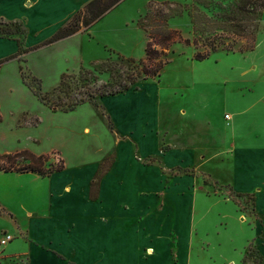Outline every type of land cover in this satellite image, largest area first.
Returning <instances> with one entry per match:
<instances>
[{
  "label": "rangeland",
  "instance_id": "374dc122",
  "mask_svg": "<svg viewBox=\"0 0 264 264\" xmlns=\"http://www.w3.org/2000/svg\"><path fill=\"white\" fill-rule=\"evenodd\" d=\"M46 1L23 0L22 17L0 18V37L21 44L0 70V155L28 149L65 169L0 170V213L15 225L0 264H264V191L234 154L264 149V10L254 50L220 48L198 61L192 45L175 44L161 74L137 90L64 111L40 97L63 73L72 74L66 102L81 72L99 88L110 81L106 62L145 56L151 2L156 11L177 3L168 25L193 39L192 15L203 38L221 34L248 0H121L57 42L49 40L91 0ZM54 10L61 18L30 35L26 21Z\"/></svg>",
  "mask_w": 264,
  "mask_h": 264
},
{
  "label": "trees",
  "instance_id": "16d2710c",
  "mask_svg": "<svg viewBox=\"0 0 264 264\" xmlns=\"http://www.w3.org/2000/svg\"><path fill=\"white\" fill-rule=\"evenodd\" d=\"M120 1L91 0L84 9L79 10L67 25L61 27L49 41L57 42L78 33L84 27L88 29ZM160 4L162 7L156 11L155 5L157 3L151 2L149 12L145 14L141 21V25L149 33L145 56L142 59L137 60L134 57L119 55L117 61L106 62L103 66L110 73V81L99 88L93 86L92 83L97 76H93V73L88 70L81 72L79 78L81 83L76 84L77 95L72 96L66 102H62L61 98L67 95L69 89L72 88V83H69L72 74L63 73L59 85L54 88L52 93L41 95V99L45 103L50 102L54 110L57 109V105H61L64 111H70L82 103L94 101L97 97L114 96L130 89L137 90L140 80H147L161 74L165 65L170 62V54L174 52L172 48L175 44L192 45L196 49L194 59L198 61L208 59L212 53L220 48L228 51L238 49L240 52H244L254 50L256 47L257 30L264 10V0H248L243 5L238 6L237 11L239 14L230 15L227 18L230 21L226 22L225 19L223 20L225 22H222V25L228 27L227 30L223 29L221 34H208L204 38L203 27L197 25L200 22L199 19L192 15L195 24L194 29L197 30L194 32L195 37L193 39L185 37L182 32L172 29L168 25L169 18L176 14L173 8L174 4L177 3L163 1ZM171 10L172 13L164 14L165 12H171ZM157 17L162 20H157ZM231 21H235V23ZM153 23V28H150ZM17 41L21 45L20 40L17 39ZM240 42L242 43L238 46ZM123 68L129 70L123 71ZM52 96L55 97L54 100H52ZM1 121L2 116L0 114ZM50 159L51 154H36L28 149L15 153H4L0 155V170L6 172H34L45 177L65 169L63 159L60 160L62 163L58 165ZM1 160L5 163H2ZM90 199L96 200L97 197L91 194Z\"/></svg>",
  "mask_w": 264,
  "mask_h": 264
},
{
  "label": "crops",
  "instance_id": "0c3cea01",
  "mask_svg": "<svg viewBox=\"0 0 264 264\" xmlns=\"http://www.w3.org/2000/svg\"><path fill=\"white\" fill-rule=\"evenodd\" d=\"M59 1L60 0H49V1H46L45 4L46 5L48 4V6L52 4L53 7H56ZM2 8H6V11H2L1 10ZM14 8H18L19 12L17 14L12 13L13 12L12 9ZM57 8H59V6H57ZM23 9H24L23 0H11V1L0 0V18L4 17L6 19H13V18L22 17V14H24ZM54 11L50 15V17L42 16L39 14V16H37L35 19L27 20L26 24H27V28L29 30L30 35H32V33H34L37 30L42 31L44 29H47L52 23L59 20L62 16L63 11L62 10H54ZM30 35L26 42L27 46L30 45V40H29L31 37ZM19 49L20 47L17 41L12 40V39H4L0 37V60H5L2 66H0V70L10 61H13L11 57L17 54L19 52ZM262 128L263 129H261V131L262 133H264V127ZM246 150H248L247 154L243 153V151L240 152L239 150L235 149L234 151L235 158L236 160H238L237 161L238 165H240L243 161H246L243 164V166L249 169H253V170H250L252 174H250L249 178L252 181H254L256 185H258L256 189L259 188L260 196L263 197L261 194L264 191V185L260 187L259 184L264 182V155H262L264 153V149H259V151H255L254 149L249 148ZM246 185H249V182H247ZM233 187L234 189L239 190L241 192H249L253 189V188H249L248 186L240 187V188L235 187V186ZM87 189L89 190V186L86 187V190ZM104 191L105 190L103 188L102 196L104 194ZM14 228H15L14 223L10 219H8L6 215H2L0 213V236L5 231L13 233L10 231V229L13 230ZM6 248L7 247H5L4 251L6 250Z\"/></svg>",
  "mask_w": 264,
  "mask_h": 264
},
{
  "label": "built area",
  "instance_id": "2783aa9c",
  "mask_svg": "<svg viewBox=\"0 0 264 264\" xmlns=\"http://www.w3.org/2000/svg\"><path fill=\"white\" fill-rule=\"evenodd\" d=\"M226 118L231 119L232 116L229 113H226ZM15 239V235L13 233H10L8 231L3 232V234L0 236V255L3 254L5 246L12 242Z\"/></svg>",
  "mask_w": 264,
  "mask_h": 264
}]
</instances>
